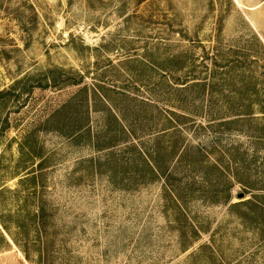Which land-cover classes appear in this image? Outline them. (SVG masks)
<instances>
[{
    "label": "rangeland",
    "instance_id": "1",
    "mask_svg": "<svg viewBox=\"0 0 264 264\" xmlns=\"http://www.w3.org/2000/svg\"><path fill=\"white\" fill-rule=\"evenodd\" d=\"M162 72L208 86L181 105ZM156 92L187 116L176 194L148 168ZM244 104L264 106V0H0V264H264V120L219 125Z\"/></svg>",
    "mask_w": 264,
    "mask_h": 264
},
{
    "label": "trees",
    "instance_id": "2",
    "mask_svg": "<svg viewBox=\"0 0 264 264\" xmlns=\"http://www.w3.org/2000/svg\"><path fill=\"white\" fill-rule=\"evenodd\" d=\"M162 78L163 81H159L160 84H164V83H168L171 80V75L169 76V74L167 72H162ZM173 77V76H172ZM202 78H198L196 76H185V78L179 79L176 78L175 83H169V85L171 86L170 88H172L173 91V97H175V102L177 101L178 103H180L181 105H183L184 103L188 102V101H192L195 100L196 98V94L197 91H200L202 89H206L208 86V81L206 79L201 80ZM183 81V82H182ZM175 84H177L176 86H174ZM158 89V88H157ZM156 90V89H154ZM187 92H194V95L192 96H188ZM154 92L151 94L153 95ZM174 94H176V96H174ZM200 94V93H198ZM156 97V98H155ZM168 98H164V100H161L160 95L158 94V92L155 93L154 98H148V102L146 104H148V108H149V113L152 116V113L156 110L158 112V116L167 114L166 116V123L164 124L163 128H161L160 130L156 131V129L151 130L148 127V168L150 171V174H152L154 176V174L158 173L159 175L163 176L165 178V184L167 186H171L172 188H170V190L176 194V192L174 191V184H172V181L175 179V175H176V171H177V166L173 167V165L168 161H167V153L169 151L172 152L173 155H177L179 152L178 146H176L174 143H171V136L176 137V133L175 132H179L180 134H182L183 131L180 130L179 126L181 125V121L182 118H186V114L184 113H178L176 111H172V110H167L168 108H164V106H160L161 104L167 105L169 103V101H167ZM167 107V106H166ZM213 108L214 106L211 104L208 108L210 114H213ZM150 109L152 112H150ZM227 110L229 112H227V117L226 120L222 117L220 119L221 123L219 124L220 126L226 128L228 126H237L241 129H239L240 131H242L244 133V129H246L247 126H251V122L252 121H256L259 120L258 118H262V120H264V116L261 117H256L259 114L264 115V106H260V108H255L254 105H240V106H235V105H229V107L227 108ZM221 113V112H220ZM207 116V115H206ZM180 119V120H179ZM249 123V124H248ZM246 124H248L247 126H245ZM212 127V126H211ZM211 131V128H210ZM250 133H252L251 131H249V133H245L247 135H249ZM250 136V135H249ZM251 137V136H250ZM252 138V137H251ZM255 138V137H254ZM153 142V143H151ZM253 147H254V152L252 154L249 153L248 149L245 148L243 151L244 154L248 155L246 157H243L241 159H245V160H241L238 158V151H240L239 149H237L234 152H231L232 154H228L226 157L228 159V161H230L231 164L235 165V164H248L250 165V163L252 161L256 160V155L258 154V150L260 149V142H256V141H251ZM169 144V145H168ZM192 148H194V146L192 144H186L183 145L181 150H180V154H179V158L181 160H185V158L187 159L188 164L191 166V164H194V160L191 159V155L190 152L193 150ZM241 148V147H240ZM161 153H163V157H160ZM244 156V155H243ZM247 157H253L254 159L251 161H248ZM236 159H239L238 161ZM193 161V162H191ZM202 162V161H200ZM210 163V166H214L216 167V169H220L221 165H219V161L217 162H212L210 160L206 161V164ZM236 166V165H235ZM238 170V169H237ZM222 175H224L222 173ZM240 173L239 175L236 174L235 172H232L231 175V180L229 179V182L232 184L235 180L237 182H239L240 184H244L245 186L247 184H245V182L240 178ZM224 177L226 178V176L224 175ZM254 186L253 187H261L259 188L260 190L264 189V186H258L261 185V183H264V178H261V180H256L253 182ZM232 186V185H231ZM248 186V185H247ZM246 186V187H247ZM251 187V186H249ZM263 187V188H262ZM232 187L229 188L228 192H227V202L231 201V197H230V190ZM174 189V190H173ZM257 189V188H254ZM177 191V190H176ZM220 193L215 194V197H218L217 199H219ZM259 196H256L255 198L257 199ZM250 202V201H249ZM242 203H245V201L236 203L238 205H242ZM262 209V208H261Z\"/></svg>",
    "mask_w": 264,
    "mask_h": 264
}]
</instances>
